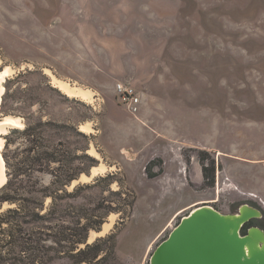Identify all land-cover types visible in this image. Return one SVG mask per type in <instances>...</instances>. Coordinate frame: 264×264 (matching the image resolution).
Masks as SVG:
<instances>
[{
	"label": "rangeland",
	"instance_id": "1",
	"mask_svg": "<svg viewBox=\"0 0 264 264\" xmlns=\"http://www.w3.org/2000/svg\"><path fill=\"white\" fill-rule=\"evenodd\" d=\"M6 66L8 115L24 125L4 138L42 124L45 142L67 150L73 168L88 143L79 132L90 139L97 164L63 196H79L66 201L69 210L77 202L95 220L103 215V231L113 218L107 232L88 235L91 243L116 233V259L104 249L102 264H150L201 204L236 213L249 203L264 213V0H0V70ZM53 75L92 89L94 99L69 96ZM118 81L140 92L138 114L119 103ZM14 138L11 148L25 146ZM101 164L107 168L89 176ZM37 177L44 185L55 178ZM120 188L136 196L126 217L110 210L111 190ZM259 223L264 216L250 225Z\"/></svg>",
	"mask_w": 264,
	"mask_h": 264
},
{
	"label": "trees",
	"instance_id": "2",
	"mask_svg": "<svg viewBox=\"0 0 264 264\" xmlns=\"http://www.w3.org/2000/svg\"><path fill=\"white\" fill-rule=\"evenodd\" d=\"M9 91V88L5 89L0 104V113L4 115L12 114L13 106L7 102ZM41 127L42 124L27 123L24 128H14L5 137L3 157L9 178L0 187V208L5 203L8 207L0 211V264H102L101 260L106 259V256L100 258L104 249L116 259V233L88 243L90 230H100L104 216L95 220L96 214L83 211V205L77 202L68 205L74 208L69 210L66 201L79 196H63L71 193L67 184L81 173H89L97 164V159L88 152V135L79 132L88 143L79 157L82 165L73 168L66 163L68 151L54 143H46ZM14 137L22 138L25 146L11 148ZM40 172L52 173L55 177L52 183L41 184L37 177ZM106 177L111 178V174ZM83 187L78 185L75 191ZM111 193L117 196H112L110 210L122 212V217L128 216L136 196H123L121 188L111 190ZM49 198L51 200L47 202ZM250 224L251 221L244 232ZM109 242L108 248H104Z\"/></svg>",
	"mask_w": 264,
	"mask_h": 264
},
{
	"label": "water",
	"instance_id": "3",
	"mask_svg": "<svg viewBox=\"0 0 264 264\" xmlns=\"http://www.w3.org/2000/svg\"><path fill=\"white\" fill-rule=\"evenodd\" d=\"M263 216L262 209L249 203L236 213L198 205L158 244L150 264H264V229L250 225L244 232L253 218Z\"/></svg>",
	"mask_w": 264,
	"mask_h": 264
},
{
	"label": "bare ground",
	"instance_id": "4",
	"mask_svg": "<svg viewBox=\"0 0 264 264\" xmlns=\"http://www.w3.org/2000/svg\"><path fill=\"white\" fill-rule=\"evenodd\" d=\"M12 70L13 68H11L10 66H6L3 70H0V104L2 100V93L4 91L3 82L5 81L6 77L11 73ZM46 70L49 71V69ZM53 82L69 96H82L89 100H92L95 97V92L92 89L78 85H72L68 81L62 80L56 77L55 75H53ZM23 125L24 122L21 116L5 115L0 119V186H2L7 180L6 165L2 154V150L5 145V138L3 136V133H6L9 127H20ZM81 129L85 131L89 130L90 129L89 124L88 123L81 124ZM106 168H107L106 165L101 164L99 166H95L93 168V171L94 173H99L100 171H103ZM113 221L114 220L112 218L111 221L106 222L104 224V231L101 234L107 232L111 228V226L113 225Z\"/></svg>",
	"mask_w": 264,
	"mask_h": 264
},
{
	"label": "built area",
	"instance_id": "5",
	"mask_svg": "<svg viewBox=\"0 0 264 264\" xmlns=\"http://www.w3.org/2000/svg\"><path fill=\"white\" fill-rule=\"evenodd\" d=\"M115 92L120 104L133 114H138L142 106V96L137 88L124 81H118L115 84Z\"/></svg>",
	"mask_w": 264,
	"mask_h": 264
},
{
	"label": "flooded vegetation",
	"instance_id": "6",
	"mask_svg": "<svg viewBox=\"0 0 264 264\" xmlns=\"http://www.w3.org/2000/svg\"><path fill=\"white\" fill-rule=\"evenodd\" d=\"M260 226V225H259ZM260 227H262V226H260ZM263 228V227H262ZM264 229V228H263Z\"/></svg>",
	"mask_w": 264,
	"mask_h": 264
}]
</instances>
